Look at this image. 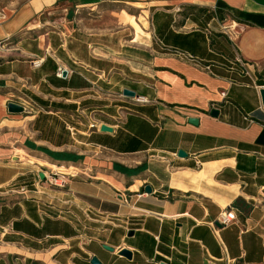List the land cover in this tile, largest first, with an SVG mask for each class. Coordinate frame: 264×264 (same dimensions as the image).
I'll use <instances>...</instances> for the list:
<instances>
[{"label": "crops", "instance_id": "crops-1", "mask_svg": "<svg viewBox=\"0 0 264 264\" xmlns=\"http://www.w3.org/2000/svg\"><path fill=\"white\" fill-rule=\"evenodd\" d=\"M104 5L145 18L147 72ZM261 90L264 0H0V264H264Z\"/></svg>", "mask_w": 264, "mask_h": 264}, {"label": "rangeland", "instance_id": "rangeland-1", "mask_svg": "<svg viewBox=\"0 0 264 264\" xmlns=\"http://www.w3.org/2000/svg\"><path fill=\"white\" fill-rule=\"evenodd\" d=\"M138 13V10L130 9L126 6L104 5L95 8L92 16H97L95 20L97 24L102 26V28H100V30L97 32L96 37L97 39L101 40L100 45L103 47V50L112 53L114 57H119L117 59H123V61H130L132 59H135L136 54H139L138 57L141 59L140 61L142 62L141 69L144 68L147 72L146 68L148 66L147 61L149 58L147 57V55H144L145 53H143L142 51H135V49H133L132 47L139 48L140 46H143L146 38L148 39V37H146L148 36V24L147 27L143 29V32H139L138 34L135 33L132 26L130 25V22L127 19V16H132L133 20L136 21L138 25L142 28V23L146 22V20L141 16H137ZM136 36H139V38H136ZM100 45H98L97 47H99ZM59 172L60 173H55L62 174L61 172H63L78 174L77 171L72 169L69 171L61 169Z\"/></svg>", "mask_w": 264, "mask_h": 264}, {"label": "water", "instance_id": "water-1", "mask_svg": "<svg viewBox=\"0 0 264 264\" xmlns=\"http://www.w3.org/2000/svg\"><path fill=\"white\" fill-rule=\"evenodd\" d=\"M61 77H62V78H65V77H66V72H65V71H62V72H61ZM122 94H123V96L128 97V98H133V97H135V93H134L133 91L126 90V89H124V90L122 91ZM260 98H261V103H262V105L264 106V90H261V91H260ZM7 110H8L9 113H21L23 109H22V107H21L20 105H18V104L8 103V104H7ZM209 114H210L211 117H216L218 113H217V111L212 110V111H210ZM188 122L191 123V124H194V125L196 124V120H195V119H189ZM99 130H100L101 132H110V131H111L110 128H108V127H106V126H104V125H103V126H100V127H99ZM177 156H178V157L185 158V157H186V154H185L183 151H178V152H177ZM38 177H39L40 181H43V180H44V175H43L42 173H39ZM144 192L147 193V194H150V193H151V188H150L148 185H146V186L144 187ZM214 225H215L216 227H218V228H221V227H222V226L219 225L217 222H215ZM131 235H132V232H129V233H128V236H131ZM102 248H103L104 250H106V251H109V252H112V251H113L112 248H110V247H108V246H105V245H103ZM118 254H119L120 256H122V257L128 259V260L131 259V253H130L128 250H126V249H121V250H119ZM90 264H100V263L98 262V260H97L96 258L93 257V258H91V260H90Z\"/></svg>", "mask_w": 264, "mask_h": 264}, {"label": "built area", "instance_id": "built-area-1", "mask_svg": "<svg viewBox=\"0 0 264 264\" xmlns=\"http://www.w3.org/2000/svg\"><path fill=\"white\" fill-rule=\"evenodd\" d=\"M37 63H34L33 66H37ZM134 102L138 104L147 103V99L144 97L136 96L133 97ZM89 129H98V126L95 124H90ZM75 175V174H74ZM73 177V176H72ZM45 182L54 187H62L65 183V175L57 174L55 172L49 173V175L45 176ZM233 221V216L230 211H223L218 215L217 223L222 227L229 225ZM152 264H168L165 261H154Z\"/></svg>", "mask_w": 264, "mask_h": 264}, {"label": "bare ground", "instance_id": "bare-ground-1", "mask_svg": "<svg viewBox=\"0 0 264 264\" xmlns=\"http://www.w3.org/2000/svg\"><path fill=\"white\" fill-rule=\"evenodd\" d=\"M127 19H128V21L130 22V25L132 26V28H133V30L135 31V33H138L139 34V32H143V28H146L147 27V23L146 22H143L142 23V28L138 25V23L136 22V21H134L133 20V17L132 16H127ZM141 19V18H140ZM133 36H135V35H133ZM146 37H148V36H146ZM136 38H139V36L137 37L136 36ZM147 39V38H146ZM134 40H135V38H134ZM133 40V41H134Z\"/></svg>", "mask_w": 264, "mask_h": 264}]
</instances>
